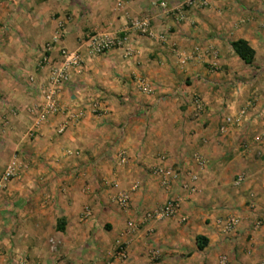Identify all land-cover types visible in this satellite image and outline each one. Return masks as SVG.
Wrapping results in <instances>:
<instances>
[{
  "label": "crops",
  "instance_id": "0c3cea01",
  "mask_svg": "<svg viewBox=\"0 0 264 264\" xmlns=\"http://www.w3.org/2000/svg\"><path fill=\"white\" fill-rule=\"evenodd\" d=\"M160 1L179 2L0 0V173L12 154L20 162L0 189V264H264V0H207L180 22ZM141 16L163 41L128 31L123 49L89 54V34L120 36ZM58 25L64 35L45 51ZM237 40L250 65L232 51ZM60 48L80 66L68 70L58 111L37 121ZM156 168L178 174L169 190ZM121 192L127 209L115 203ZM170 196L174 216L125 234ZM229 217L239 224L224 233Z\"/></svg>",
  "mask_w": 264,
  "mask_h": 264
},
{
  "label": "built area",
  "instance_id": "2783aa9c",
  "mask_svg": "<svg viewBox=\"0 0 264 264\" xmlns=\"http://www.w3.org/2000/svg\"><path fill=\"white\" fill-rule=\"evenodd\" d=\"M123 3V0H117L116 6L119 8ZM207 0H179V2L174 7H167L165 2L160 1L158 3V7L161 12L165 16H171L175 21L180 22L185 19V13L187 10L191 8H204L206 7ZM133 31L139 34L140 36L146 37L148 39L156 40L158 42L163 41V37L160 34L154 33L149 24V19L145 16H141L129 21L126 25L123 32L117 36L113 37H100L95 34H89L85 42L87 44V48L89 54L92 56H99L104 54L113 48L123 49L126 44V32ZM64 35V29L58 25L56 31L54 32V36L51 39V42L46 44L44 47L45 51H48L54 44H57L61 37ZM60 57L62 58L61 65L59 67L50 66L48 69V77L45 84H42L38 88V95L42 100V104L36 109V119L37 121H42L47 115L54 114L58 111L56 105V96L58 92L64 87V85L69 80L68 70L77 68L80 66V58L77 54L73 52H67L66 50L60 48L59 50ZM124 54L129 55V51L124 49ZM144 90V89H143ZM194 107L196 111H201V106L198 104L196 100H194ZM92 109L94 111H99L98 105L93 104ZM102 112V110H101ZM83 112L78 111L75 113H71L68 115V118L72 122H77L82 117ZM224 125L230 124L231 120L228 117H225ZM62 128H60L57 133H60ZM20 162L19 156L17 153L12 154L8 163L0 173V189H4L6 184L15 178H17L20 174ZM154 174L160 176V186L164 190H169L174 182L178 180V174L169 169H161L156 168L153 171ZM241 181V177H237L234 180V185H237ZM190 192L193 191L192 188L189 189ZM115 203L121 209H127L130 206L129 195L126 192L118 193L115 197ZM178 208L177 199L174 197H168L164 203L160 206L154 208L150 212L143 214L139 219L135 222L128 221L125 225V234H132L135 232L138 227L144 223H148L150 221L162 220L166 218H170L175 215ZM89 217V211L83 210L80 214V219L84 220ZM239 224V220L236 217H229L223 221V232L231 233L235 232L236 227ZM257 225V223H256ZM148 234L151 233V230L147 231ZM148 257L150 260L154 261L158 257V250L156 248H150L148 250ZM113 256L117 259L123 260L126 257L125 247L121 244L117 245L114 248ZM19 261L21 263H26V257L20 256ZM33 264H39L34 262ZM215 264H226L225 256H220Z\"/></svg>",
  "mask_w": 264,
  "mask_h": 264
},
{
  "label": "trees",
  "instance_id": "16d2710c",
  "mask_svg": "<svg viewBox=\"0 0 264 264\" xmlns=\"http://www.w3.org/2000/svg\"><path fill=\"white\" fill-rule=\"evenodd\" d=\"M231 48L234 54L242 60L245 64L250 65L252 59V50L246 45L245 42L237 40L231 43ZM196 241H203L201 237H196ZM201 244H198V248H201Z\"/></svg>",
  "mask_w": 264,
  "mask_h": 264
}]
</instances>
